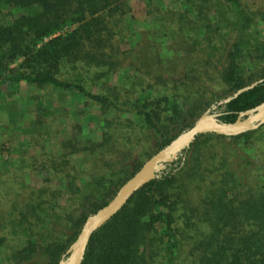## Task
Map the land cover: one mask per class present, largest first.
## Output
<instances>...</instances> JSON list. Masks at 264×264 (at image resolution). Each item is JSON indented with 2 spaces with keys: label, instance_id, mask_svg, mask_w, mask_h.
<instances>
[{
  "label": "trees",
  "instance_id": "obj_1",
  "mask_svg": "<svg viewBox=\"0 0 264 264\" xmlns=\"http://www.w3.org/2000/svg\"><path fill=\"white\" fill-rule=\"evenodd\" d=\"M130 1L0 0V82L74 90L106 114L94 118L103 132L111 133L113 127L146 130L156 149L148 159L189 129L215 100L255 82L250 70L264 65V0L253 10L243 0H166L172 5L167 9L172 8L171 19L195 18L198 26L216 21L228 29L227 36L234 21L240 28L221 53L212 79L229 90L213 92V84L203 89L202 102L192 108H183L166 93L155 96L139 77L125 102V75L100 93L90 90L82 76L60 78L65 66L80 63L104 71L102 77L114 75L109 72L119 68L115 57L122 36L117 26L132 12ZM148 1L152 5L155 0ZM127 37L134 40L135 33ZM263 101L264 83L225 105L221 120L234 122L238 113ZM263 129L234 137L198 136L179 160L160 166L158 178L93 234L82 264H264V155L249 154L252 141L264 136ZM214 139L220 146L217 162L204 164L203 147ZM97 147L92 144L93 151ZM139 159L127 152L105 161L82 176V187L62 176V189L82 193L67 216L59 214L50 186L36 196L31 191L23 211L11 219V236L20 244L6 248L0 264H58L87 217L107 205L141 168L145 161ZM65 165L53 168L60 173ZM74 173L79 176V170Z\"/></svg>",
  "mask_w": 264,
  "mask_h": 264
},
{
  "label": "rangeland",
  "instance_id": "obj_2",
  "mask_svg": "<svg viewBox=\"0 0 264 264\" xmlns=\"http://www.w3.org/2000/svg\"><path fill=\"white\" fill-rule=\"evenodd\" d=\"M243 1L252 10L263 2ZM148 3V0H131L132 12L125 22L117 26L122 36L115 57L119 68L109 72L114 75L102 77L104 71L89 69L80 63L65 66L60 78L73 80L82 76L90 90L100 93L116 86L120 77L125 75L122 85V102H125L130 98L132 84L139 77L146 86H152L155 96L166 93L176 98L183 108L199 106L202 93L213 84H217L213 86V92L228 91L225 85L212 79L224 48L240 33L236 22L229 27L233 33L227 36L228 29L218 27L216 21L208 23L211 25L198 26L195 18L183 21L180 18L171 19L172 8L167 10L172 6L169 1ZM150 6L151 13H148ZM197 27L201 31H196ZM133 33L134 40L127 37ZM263 70L264 65L253 66L250 71L256 76L254 81L260 79ZM229 96L215 100L204 112ZM224 111V106H219L212 114L221 119ZM102 113L98 105L74 90L40 88L25 81L20 84L0 82V255H4L6 248L9 250L20 244L11 236L14 226L11 219L23 211L31 191L34 190L31 194L36 196L42 188L50 186L55 193L50 192L55 197L59 214L67 216L74 212L82 193L62 189L59 183L62 176L69 181L76 179V184L82 187V176L91 174L105 161L115 160L127 152L146 161L147 156L156 151L146 130L135 127L125 131L119 127L117 131L113 127L111 133L103 132L104 127L94 119L105 117L106 114ZM133 120L137 121L136 118ZM216 141L210 140L203 147L204 164L217 162L215 156L220 146ZM92 144L98 145L95 151ZM252 144L249 154L263 156L264 136L252 141ZM179 159L180 155L175 161ZM54 164L68 165L59 173L54 170ZM77 170L79 176L74 173Z\"/></svg>",
  "mask_w": 264,
  "mask_h": 264
},
{
  "label": "water",
  "instance_id": "obj_3",
  "mask_svg": "<svg viewBox=\"0 0 264 264\" xmlns=\"http://www.w3.org/2000/svg\"><path fill=\"white\" fill-rule=\"evenodd\" d=\"M263 83L264 78L259 79L220 101L215 107L204 112L187 131L148 158L141 168L118 189L107 205L87 217L77 238L58 264H82L93 234L120 212L136 192L158 178L157 171L160 166L173 163L184 150L191 147L198 136L216 134L234 137L263 126L264 101L254 108L238 113L234 122H224L212 114L217 107L227 105Z\"/></svg>",
  "mask_w": 264,
  "mask_h": 264
}]
</instances>
